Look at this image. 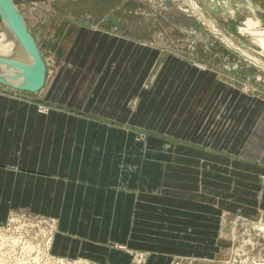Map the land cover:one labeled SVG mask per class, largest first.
Listing matches in <instances>:
<instances>
[{
	"label": "rangeland",
	"instance_id": "obj_1",
	"mask_svg": "<svg viewBox=\"0 0 264 264\" xmlns=\"http://www.w3.org/2000/svg\"><path fill=\"white\" fill-rule=\"evenodd\" d=\"M11 2L45 80L14 86L0 66V168L28 169L18 194L0 183V264H264V0H229L234 15L207 0ZM8 27L0 10L4 60ZM61 169L48 201L28 175Z\"/></svg>",
	"mask_w": 264,
	"mask_h": 264
},
{
	"label": "crops",
	"instance_id": "obj_2",
	"mask_svg": "<svg viewBox=\"0 0 264 264\" xmlns=\"http://www.w3.org/2000/svg\"><path fill=\"white\" fill-rule=\"evenodd\" d=\"M173 57H175V56H173ZM177 60L174 62V63H172V65L173 64H176V63H182V64H188V62H187V60H185V59H179V58H177V57H175ZM201 72H205V71H201ZM208 72V71H207ZM223 157H224V155H222V154H217V156L216 157H214V156H212V157H210L211 159H216V158H220V159H223ZM247 162V161H246ZM246 162H244L243 161V164H246ZM13 169H6L5 167L4 168H0V173L3 175V180L2 181H0V183L2 184V183H4L3 181H5L6 182V184H4V189H6V191H10V189H12L13 188V190H14V194L13 195H16V194H18L19 193V188H23L22 187V185H21V181H20V179H22V177H25V175H24V170L26 171V170H28V169H25V168H23L21 165H20V162L18 163L17 161H15V160H13ZM28 165H31L32 164V161H30L29 160V162L27 163ZM2 166H5V164H2ZM1 169L3 170V171H1ZM62 170V172H60V176H57V178H53V176H51V177H42V178H38V177H36V176H33V175H28L31 179L32 178H34V179H36V180H43V181H45V184H43V185H45L46 187L42 190V195H43V197L46 199V200H50V199H54V194H53V190H54V188H56L57 186H60V185H63L64 184V180H62L61 179V177H64V176H66V172L63 170V169H61ZM50 175V174H49ZM55 176V175H54ZM69 176H71V173H69ZM68 176V177H69ZM239 180H234V183H237ZM211 180H209V181H207V185L208 186H212V187H217L218 186V188H221V189H223V190H225V191H229V190H231V189H233L234 190V186H232V188L229 186V185H225L224 183H219V182H217V183H214V182H212ZM211 183V184H210ZM44 187V186H43ZM260 188H261V192H260V194H259V202L262 204V203H264L263 201H264V181L262 182V184H261V186H259ZM161 192H159V193H161L162 195H164V196H167V197H172V198H174V197H177V199H179L180 200V202H176V205L180 208H184V206H186L187 207V209L189 210V206H191L190 204H192L193 206H196V203H194V202H192L193 200H190V199H185L184 198V196L182 195V194H178V195H172V194H170V193H166V191H164V190H160ZM232 191V190H231ZM138 192H140V193H143V194H151V193H155V192H153V191H149L147 188H146V186H144V188H140L139 189V191ZM125 194V193H124ZM126 195H128V194H126ZM147 195L145 196V197H147ZM6 196V198H7V195H5ZM136 196H137V194H133V197H134V202H133V205L134 206H136L137 204H140V206H141V203L139 202V201H141V200H143V199H145V197H143L142 199H138V202H136L135 200H137L136 199ZM128 197H130V196H128ZM182 201V202H181ZM163 202V201H162ZM183 202H186V203H188V204H184ZM163 204H165V205H167V208L168 207H170V205L167 203V202H163ZM139 209V208H138ZM138 209L137 208H135L134 210H132L133 212H134V217H133V221H134V225H133V227H135V225H137V217H138V215L140 214V213H138L139 211H138ZM165 209V208H164ZM237 212H239V213H243V209L242 208H238V210H237ZM136 235V234H135ZM115 236V235H114ZM137 236H139V235H137ZM150 243H151V241H150ZM128 244L129 245H132V246H135L136 244H142V243H140V242H138V241H130V242H128ZM149 244V243H148ZM80 249L82 248H84L85 250H87L88 251V249L91 251V249H94L93 247H97L98 248V246L97 245H94L93 243H91V242H86V241H82L81 240V242H80ZM136 246H138V245H136ZM91 248V249H90ZM110 249V248H109ZM103 250H105V248L103 249ZM111 251L113 252V258H116V259H118V256H120V254H124V251L123 250H120V249H118V250H116V249H114V248H111Z\"/></svg>",
	"mask_w": 264,
	"mask_h": 264
},
{
	"label": "bare ground",
	"instance_id": "obj_3",
	"mask_svg": "<svg viewBox=\"0 0 264 264\" xmlns=\"http://www.w3.org/2000/svg\"><path fill=\"white\" fill-rule=\"evenodd\" d=\"M207 4L209 5L210 8L213 7L216 10L221 9L231 14H233L235 11L233 4L229 2V0H207ZM12 5L14 6L13 3ZM242 5L250 6L248 0H244ZM0 10L2 12L6 25L9 26L8 28L10 32H12L13 34V41L8 46V51H9L8 53L12 52V49L15 44L18 45V47L16 45L18 51L14 55L6 54L7 56H9L7 58H9L10 60L8 59L4 60L0 58V66L2 70H4V77H2L1 79L4 82H7L8 84H12L14 86H19V87L32 85L33 82L32 73L35 72L37 69L38 66L37 61L31 50L24 43L21 35H19L17 27L15 26L10 16L1 6H0ZM256 20L257 19L251 20V23L255 22ZM260 46L262 52H264V39L260 41Z\"/></svg>",
	"mask_w": 264,
	"mask_h": 264
},
{
	"label": "water",
	"instance_id": "obj_4",
	"mask_svg": "<svg viewBox=\"0 0 264 264\" xmlns=\"http://www.w3.org/2000/svg\"><path fill=\"white\" fill-rule=\"evenodd\" d=\"M0 6L3 7L4 10L7 12V14L10 16L15 26L17 27L19 35H21L24 43L31 50L37 61L38 64L37 69L35 72L32 73L33 75L32 85L23 87L31 91H36L39 89V87L42 86L45 80L44 78L45 66L42 62L40 51L39 49H37L33 36L30 35L28 31L25 21L20 17L17 9L12 5L11 0H0Z\"/></svg>",
	"mask_w": 264,
	"mask_h": 264
}]
</instances>
